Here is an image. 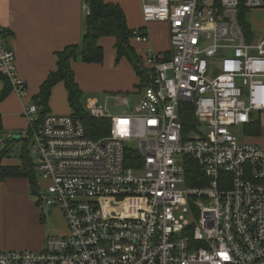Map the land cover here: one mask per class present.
<instances>
[{
    "label": "built area",
    "instance_id": "obj_1",
    "mask_svg": "<svg viewBox=\"0 0 264 264\" xmlns=\"http://www.w3.org/2000/svg\"><path fill=\"white\" fill-rule=\"evenodd\" d=\"M141 1L146 24L169 25L170 55L143 56L148 82L132 113L112 116L89 101L93 117L111 120L104 138L87 137L71 115L25 110L29 153L49 183L41 201L69 232L40 252L0 251V264H264V147L231 132L264 113V38L249 39L239 19L264 0ZM133 34L150 41L143 29ZM0 74L26 95L1 26ZM183 103L194 107V135L184 134ZM186 155L204 175L199 187L187 185Z\"/></svg>",
    "mask_w": 264,
    "mask_h": 264
},
{
    "label": "crops",
    "instance_id": "obj_2",
    "mask_svg": "<svg viewBox=\"0 0 264 264\" xmlns=\"http://www.w3.org/2000/svg\"><path fill=\"white\" fill-rule=\"evenodd\" d=\"M104 1L122 8L130 29H143L148 33L149 43H139L134 39L130 41L140 57L149 49L165 54L171 52L169 25L160 22L146 24L143 20L144 2ZM86 3L88 0H0V26L6 33L8 48L16 55L18 76L27 86L24 97L11 90L0 101V144L13 136L27 139L25 133L29 129V122L25 110L36 104L35 97L40 93L41 86L51 73L57 71L58 53L69 46H81L87 20L84 11ZM115 42L112 37L100 39L99 44L105 53L102 64L73 63L86 109L90 100L106 105L109 110L111 100L116 98L121 103V99H128V96L120 97L126 93L139 95L141 79L127 58L117 61ZM5 79L0 77V93L8 82ZM71 113L67 90L60 83L53 89L49 114L66 116ZM261 115L264 116V113ZM246 142L264 147V135L261 132L259 136H248ZM30 156L38 175L36 191L32 190L26 178H2L0 175V251L40 252L45 249L49 238L62 236H50L51 230H59V224L55 220L50 228L49 218L43 209L46 205L41 201V195L49 183L41 178L36 158ZM1 164L21 167L22 161L19 156L14 159L8 155ZM48 208L51 214H62L57 209Z\"/></svg>",
    "mask_w": 264,
    "mask_h": 264
},
{
    "label": "trees",
    "instance_id": "obj_3",
    "mask_svg": "<svg viewBox=\"0 0 264 264\" xmlns=\"http://www.w3.org/2000/svg\"><path fill=\"white\" fill-rule=\"evenodd\" d=\"M88 6L91 15L87 16L86 28L83 35L81 46H69L63 52L58 53L57 71L51 73L47 80L41 86L40 93L35 97L36 105L39 107L40 117L49 114V102L53 89L60 83L65 85L68 93V102L72 109L71 116L83 123L86 135L89 138L101 139L110 135L111 120L107 118H95L86 111L83 104V91L77 82L75 71L73 70L74 62L84 64H102L104 62V49L100 46L99 41L104 37L115 39L117 49V61L127 58L135 68V71L141 79V88L148 82V71L142 67L143 57H140L135 49L131 46L130 41L133 39V30L127 24V18L122 8L116 4L106 3L104 0H88ZM251 10L246 8L240 9V22L249 39L253 38L251 26L247 21V16ZM168 56L170 53H166ZM5 79L4 76H1ZM8 81L5 79V82ZM11 91V85L6 82L5 90L0 93V101L4 100ZM182 122L184 125V134L192 133L196 128V119L194 117V107L191 104H182ZM260 120L254 121L246 127L248 136L261 135ZM25 144L21 149L19 158L22 161L21 167H8L1 164L5 157L10 155L13 150L12 143L6 151L0 155V175L2 178L15 177L28 179L33 191L38 189V175L35 163L30 156L28 149V140L21 139ZM2 145H0L1 147ZM138 159L135 152L127 154L126 164L132 166ZM184 167L186 172V181L189 187H199L204 183V175L198 163L192 156H184Z\"/></svg>",
    "mask_w": 264,
    "mask_h": 264
},
{
    "label": "rangeland",
    "instance_id": "obj_4",
    "mask_svg": "<svg viewBox=\"0 0 264 264\" xmlns=\"http://www.w3.org/2000/svg\"><path fill=\"white\" fill-rule=\"evenodd\" d=\"M247 21L251 26L252 36L256 40L263 39L264 38V9L263 10L261 9V10L250 11L248 16H247ZM170 39H171V37H170ZM213 75L214 76L218 75V72L213 73ZM129 93H131V92H129ZM126 94H124L123 96H120V97L128 96V99L130 100L129 106L121 104L122 102L120 103V101H118L116 98H115L116 100L113 99L110 101L109 113L112 116L113 115L114 116H125L128 112L132 113L135 110V108L138 106L139 101H140L139 100L140 96L139 95H135V96L134 95H126ZM86 111L91 114V112L88 109H86ZM68 115H71V114H68ZM254 116H255V118L259 117L258 119H260V121H261L260 125H261L262 134L264 135V116L260 115L259 113H255ZM199 130L202 133H204V135L208 133V128L205 125L202 126ZM231 132L237 138V140L240 144H243L248 140V135L246 133V129H244L242 127H238V126L232 127ZM194 134L195 133L193 132L192 135H194ZM24 145L25 144L23 142H15L13 144V150L10 153L12 158H14V159L18 158L20 151L24 147ZM108 207H110V206H108ZM43 209L45 211V214L49 218L48 224H49L50 228L53 227L55 220H56L55 222L57 224H59V230H56V231L51 230L50 236H53V235L65 236L66 234H68L69 229H68V225H67V222H66L64 216H62L63 214H60V215L59 214L55 215L54 213L51 214L50 209L46 206H43ZM110 212H115V208H113V209L110 208ZM185 217L188 220L190 219V217L187 215H185Z\"/></svg>",
    "mask_w": 264,
    "mask_h": 264
},
{
    "label": "water",
    "instance_id": "obj_5",
    "mask_svg": "<svg viewBox=\"0 0 264 264\" xmlns=\"http://www.w3.org/2000/svg\"><path fill=\"white\" fill-rule=\"evenodd\" d=\"M21 139H22L21 136H13V137L9 138V139L4 143V145H2V146L0 147V155H1L4 151H6V150L8 149V147H9L12 143H14L15 141H20Z\"/></svg>",
    "mask_w": 264,
    "mask_h": 264
}]
</instances>
